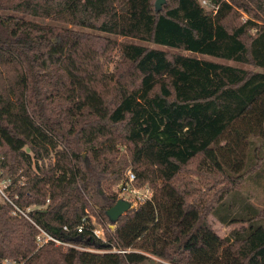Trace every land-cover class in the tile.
Wrapping results in <instances>:
<instances>
[{
    "label": "trees",
    "instance_id": "16d2710c",
    "mask_svg": "<svg viewBox=\"0 0 264 264\" xmlns=\"http://www.w3.org/2000/svg\"><path fill=\"white\" fill-rule=\"evenodd\" d=\"M207 1L0 0V180L61 241L0 200V264H264V0Z\"/></svg>",
    "mask_w": 264,
    "mask_h": 264
},
{
    "label": "built area",
    "instance_id": "2783aa9c",
    "mask_svg": "<svg viewBox=\"0 0 264 264\" xmlns=\"http://www.w3.org/2000/svg\"><path fill=\"white\" fill-rule=\"evenodd\" d=\"M203 2L206 3L207 0H203ZM135 180H136V174L132 170H129L127 173L126 179L118 185L119 198H124V199L131 201L133 207L138 205L139 203H143V202L151 199L153 196V188L152 187L137 186L135 184ZM5 187L0 186V200L10 202L14 207L13 213L18 212V213L24 215L25 217L30 219L33 222V224L38 228L39 233L36 237V241H37L38 246H43L44 244H46L50 241H55L57 243H60L61 241L56 239L52 234L47 232L44 228H42L40 225H38L36 222H34L29 217L27 211H29L30 208H28L27 210H24L12 201V199L8 196L7 192L5 191ZM48 201H49V199H48ZM78 230H82V227L80 226L78 228ZM94 233L97 234L98 236H102L101 235L102 230H100L99 228H95ZM65 244H69V245H72L75 247L83 248V247H80V246L75 245L73 243H65ZM114 250H117V249H114ZM119 251L124 252L125 250H119ZM2 264H18V263L12 259L6 258L3 260Z\"/></svg>",
    "mask_w": 264,
    "mask_h": 264
},
{
    "label": "rangeland",
    "instance_id": "374dc122",
    "mask_svg": "<svg viewBox=\"0 0 264 264\" xmlns=\"http://www.w3.org/2000/svg\"><path fill=\"white\" fill-rule=\"evenodd\" d=\"M202 4L204 6H206V9L208 10H211L213 6L209 5L208 1L206 3L203 2V0H201ZM29 19H33V20H36V21H39V22H42V23H47V22H53L52 20L50 19H42V18H31V17H28ZM119 39H125L123 37H118ZM144 43V42H142ZM148 44V43H146ZM149 45H153V46H157V47H161V45H157V44H151L149 43ZM173 51H178L177 49H171ZM184 53L186 54H191L189 53V51H183ZM198 55V54H197ZM198 56H201L202 55H198ZM208 58H212V59H215V60H219L218 58H215V57H212V56H207ZM228 63L230 64H233V65H237V66H243V67H249V68H253L252 66H249V65H244V64H241V63H236L234 61H227ZM114 65L115 63H111L108 65V70L109 71H112V69L114 68ZM7 185V181L6 180H0V186L1 187H5ZM146 186H149V185H145L144 187ZM151 187V186H149ZM148 187V188H149ZM143 188V187H142ZM264 191L262 190V188H259L256 192L255 195H253V198L252 200L256 203V205L258 206H264ZM136 204V203H135ZM92 220L93 222L96 224L95 228H99L100 230H103V227L100 223H98L99 221L97 220V218L92 215ZM210 221L211 223L213 224L215 230L222 236H225L227 235L233 228L235 227H239L241 224L240 223H234V224H230V225H224L222 223H220L215 217L213 216H210ZM101 235H103L101 233ZM131 250V249H129ZM141 264H172L171 262L167 261V260H164V259H161L157 256H154V255H151L150 258H148L147 260H145L143 263Z\"/></svg>",
    "mask_w": 264,
    "mask_h": 264
},
{
    "label": "water",
    "instance_id": "95a60500",
    "mask_svg": "<svg viewBox=\"0 0 264 264\" xmlns=\"http://www.w3.org/2000/svg\"><path fill=\"white\" fill-rule=\"evenodd\" d=\"M166 0H156L155 2V7L157 11H160L162 9V6ZM133 207L131 201L124 199V198H119L116 203L110 207L107 210V215L109 219L113 222L117 221L121 215L129 211Z\"/></svg>",
    "mask_w": 264,
    "mask_h": 264
},
{
    "label": "crops",
    "instance_id": "0c3cea01",
    "mask_svg": "<svg viewBox=\"0 0 264 264\" xmlns=\"http://www.w3.org/2000/svg\"><path fill=\"white\" fill-rule=\"evenodd\" d=\"M151 256V255H150Z\"/></svg>",
    "mask_w": 264,
    "mask_h": 264
}]
</instances>
